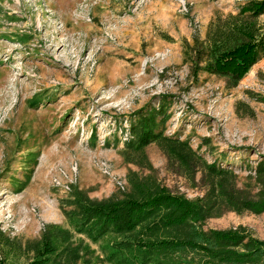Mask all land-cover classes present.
Instances as JSON below:
<instances>
[{
	"label": "rangeland",
	"instance_id": "1",
	"mask_svg": "<svg viewBox=\"0 0 264 264\" xmlns=\"http://www.w3.org/2000/svg\"><path fill=\"white\" fill-rule=\"evenodd\" d=\"M247 1L0 0V264L46 259L47 237L44 264H115L117 236L77 232L67 212L77 192L124 198L136 177L202 196L201 171L177 172L163 137L260 193L264 101L250 91L264 95V57L234 87L193 71L196 39ZM151 114L159 137L142 152L134 126ZM203 228L264 240V211L228 210Z\"/></svg>",
	"mask_w": 264,
	"mask_h": 264
},
{
	"label": "trees",
	"instance_id": "2",
	"mask_svg": "<svg viewBox=\"0 0 264 264\" xmlns=\"http://www.w3.org/2000/svg\"><path fill=\"white\" fill-rule=\"evenodd\" d=\"M263 14L264 0H249L237 14L218 18L206 40L195 41L194 74L203 69L225 77L230 87L238 85L264 57V25L259 22ZM250 94L264 101V95ZM155 125L151 114L134 126L137 150L143 152L158 139ZM163 140L168 162L177 172L194 177L201 171L200 183L206 189L202 196L190 199L157 181L136 177L124 198L95 201L77 192L75 208L67 212L70 224L94 239L116 235L106 253L115 264H264V240L238 229L203 228L208 218L228 210L264 211V163L258 167L261 191L253 195L237 185L231 169L203 161L187 141ZM55 250L47 237L42 251L46 259L31 264H44Z\"/></svg>",
	"mask_w": 264,
	"mask_h": 264
}]
</instances>
